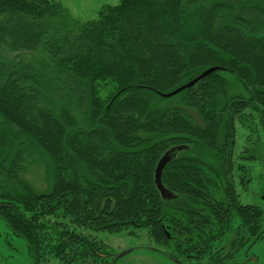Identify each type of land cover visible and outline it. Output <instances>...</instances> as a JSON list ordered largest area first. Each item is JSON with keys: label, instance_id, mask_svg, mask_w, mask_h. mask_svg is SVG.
I'll return each instance as SVG.
<instances>
[{"label": "trees", "instance_id": "16d2710c", "mask_svg": "<svg viewBox=\"0 0 264 264\" xmlns=\"http://www.w3.org/2000/svg\"><path fill=\"white\" fill-rule=\"evenodd\" d=\"M239 130L264 135V0H121L89 21L62 0H0V218L33 264H112L85 230L129 229L177 259L228 264L215 247L235 219L248 242L264 236V208L233 179ZM263 144L246 158L262 160ZM178 145L165 198L155 170Z\"/></svg>", "mask_w": 264, "mask_h": 264}, {"label": "rangeland", "instance_id": "374dc122", "mask_svg": "<svg viewBox=\"0 0 264 264\" xmlns=\"http://www.w3.org/2000/svg\"><path fill=\"white\" fill-rule=\"evenodd\" d=\"M63 1L68 6L74 18L79 21H89L98 17L99 10L103 5L118 4L121 0ZM225 74L233 84L231 93H244L241 83L235 80L234 75L232 73ZM263 140L264 135L260 131L252 133L249 130H239L236 147L237 160L235 159L236 171L233 175L242 203L255 204L262 208H264V144L262 148L260 147L259 151V154L263 158L262 160H248L246 158L248 154L245 153V148H249L250 145H255L257 142ZM247 173L251 176V182L248 186L243 187L239 182L243 177H248ZM26 175L38 190L47 188L43 165L37 163L30 164ZM239 226V220L235 219L232 229L218 241L221 245L215 247V250L219 249L221 253H228L227 258L224 260L228 264H231L235 260L240 261L239 264H254L253 261L247 260L252 256L257 258V264H264V236L261 240L250 243L247 240V231L241 229ZM237 228L238 230L235 231ZM85 232L96 236L106 243L109 251L113 254V256H109V260L112 261V258L114 259L117 254L116 256L118 258H116L115 264H179L169 255V248L155 242L146 229H129L119 233L92 230H85ZM224 245H226L225 248ZM209 255H213V252L210 251L207 256ZM180 259L188 264H206L208 261L206 256L200 260L188 256H181ZM0 264H33L26 240L13 234L1 218ZM45 264L63 263L58 258L52 257Z\"/></svg>", "mask_w": 264, "mask_h": 264}, {"label": "water", "instance_id": "95a60500", "mask_svg": "<svg viewBox=\"0 0 264 264\" xmlns=\"http://www.w3.org/2000/svg\"><path fill=\"white\" fill-rule=\"evenodd\" d=\"M216 69H217V67H210V68L206 69L205 71H203L201 74H199L197 77L192 79L191 81L185 83L184 85L178 87L177 89H175V90H173L171 92L163 93L162 95L163 96H172V95L182 91L183 89H185L187 87H191L194 84H196L201 78H204L205 76H207L209 73H211L212 71H214ZM183 148H185L184 145H178V146L172 147L171 149L167 150L163 154V156L160 158V160H159V162L157 164V167H156V170H155V182H156L161 194L165 198H173L176 195L173 192H171L164 185L163 180H162L163 170H164L166 164L171 160L172 156H174L175 152L178 151V150H182ZM116 258H118V257L116 256ZM116 258H115V260H116ZM172 258L175 259V261H177L179 264H184L179 259H177L175 257H172ZM115 260H114V262H115ZM247 260H251V261L256 262V257L252 256V257H249ZM114 262H113V264H115ZM231 264H237V262H233Z\"/></svg>", "mask_w": 264, "mask_h": 264}, {"label": "flooded vegetation", "instance_id": "af4514ba", "mask_svg": "<svg viewBox=\"0 0 264 264\" xmlns=\"http://www.w3.org/2000/svg\"><path fill=\"white\" fill-rule=\"evenodd\" d=\"M171 258H172V256H171ZM179 260H180V259H179ZM180 261H181L182 263H184V264H188V263L185 262L184 260H180ZM253 263H254V264H257V258H256V262L253 261Z\"/></svg>", "mask_w": 264, "mask_h": 264}, {"label": "crops", "instance_id": "0c3cea01", "mask_svg": "<svg viewBox=\"0 0 264 264\" xmlns=\"http://www.w3.org/2000/svg\"><path fill=\"white\" fill-rule=\"evenodd\" d=\"M63 1V0H62ZM64 2V1H63ZM65 4V3H64ZM66 5V4H65ZM67 6V5H66ZM68 7V6H67Z\"/></svg>", "mask_w": 264, "mask_h": 264}]
</instances>
